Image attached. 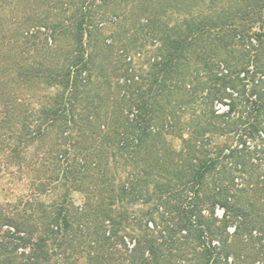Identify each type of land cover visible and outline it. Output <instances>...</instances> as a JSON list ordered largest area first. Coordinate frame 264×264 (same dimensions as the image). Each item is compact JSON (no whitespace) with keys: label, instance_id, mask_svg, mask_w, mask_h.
I'll return each instance as SVG.
<instances>
[{"label":"trees","instance_id":"obj_1","mask_svg":"<svg viewBox=\"0 0 264 264\" xmlns=\"http://www.w3.org/2000/svg\"><path fill=\"white\" fill-rule=\"evenodd\" d=\"M2 174L0 264H264V0H0Z\"/></svg>","mask_w":264,"mask_h":264},{"label":"rangeland","instance_id":"obj_2","mask_svg":"<svg viewBox=\"0 0 264 264\" xmlns=\"http://www.w3.org/2000/svg\"><path fill=\"white\" fill-rule=\"evenodd\" d=\"M225 108V107H223ZM30 191V185L27 182H21L18 180H9V177L2 174L0 175V202H7V201H17L18 198L21 196H26L29 194ZM74 198L77 200V202H81L83 195L74 192L73 193ZM222 211L220 210V213Z\"/></svg>","mask_w":264,"mask_h":264}]
</instances>
